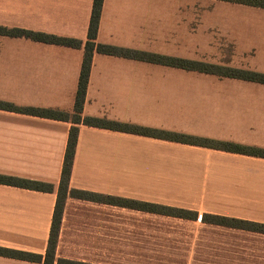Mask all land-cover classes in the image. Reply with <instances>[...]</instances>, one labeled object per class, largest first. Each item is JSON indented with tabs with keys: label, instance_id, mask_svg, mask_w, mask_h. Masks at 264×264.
Instances as JSON below:
<instances>
[{
	"label": "crops",
	"instance_id": "0c3cea01",
	"mask_svg": "<svg viewBox=\"0 0 264 264\" xmlns=\"http://www.w3.org/2000/svg\"><path fill=\"white\" fill-rule=\"evenodd\" d=\"M93 5L0 0L1 26L82 41L72 47L0 34L1 101L74 113ZM96 42L264 73V8L226 0H103ZM82 116L264 149L263 82L172 61L94 50ZM74 125L70 188L264 223L263 157L0 109V174L54 185L47 192L0 183V246L45 256ZM163 218L181 219L175 226L187 229L200 220L203 230H213L202 244L216 249L201 264H264V233L71 195L53 264H148L139 233L161 229ZM0 264L43 262L0 255Z\"/></svg>",
	"mask_w": 264,
	"mask_h": 264
},
{
	"label": "trees",
	"instance_id": "16d2710c",
	"mask_svg": "<svg viewBox=\"0 0 264 264\" xmlns=\"http://www.w3.org/2000/svg\"><path fill=\"white\" fill-rule=\"evenodd\" d=\"M226 1L264 8V0H226ZM102 5H103V0H94L93 11L89 26V32H88L89 39L85 45V57L82 65L78 91L75 99L74 113L69 114L62 111L35 108V107H18L12 103L1 100H0V109L21 110L49 118H55L60 120H72L75 124H79L83 122L90 126L103 127L112 130L151 136L155 138L183 142L188 144L201 145L209 148L221 149L235 153L247 154V155L264 158V149L262 148L240 145L232 142H223L208 138H200L183 133L142 127L134 124L123 123L105 118H97L90 116L83 117L82 110L85 101L88 77H89L94 50H97L98 52L103 54L119 55L131 59H138L145 61H154V62L172 61L174 65H177L179 67L188 70H195L199 72L216 74L223 77L257 80L264 83V73H260V72L250 71L246 69L225 67V66L209 64V63L193 61V60L180 59L175 57L168 58L162 55L98 43L96 42V38H97ZM0 34L7 36L26 37L40 42L53 43V44L72 46V47H80L82 45V41L75 38L57 36L45 32L32 31L23 28H8L1 25H0ZM78 131H79L78 126L74 125L71 127L69 132V138L65 153V160L62 169V176L57 192L58 197L53 214L50 237H49L48 247L45 256L43 257L40 254L2 247V246H0V255L5 257L20 259V260L43 262V264H53L55 260V250H56L57 238L61 225V218L63 214L65 200L68 195H71L72 197L75 198H81V199L92 200L97 202H105L119 206H128L152 213L174 216L184 219L197 220L198 218H201L202 221L207 223L223 224L231 227H238V228L264 233V223L248 222L236 218H226L219 216L217 214H210V213H204L202 215H199V213L196 211H192L180 207L158 205V204L137 201L133 199L120 198L115 196H105L91 191L70 188L69 181L72 171L73 159L76 151ZM0 183L28 188V189L47 191V192L54 191V185L51 183L24 179L9 175L0 174ZM58 263L79 264L77 262L64 260V259H60Z\"/></svg>",
	"mask_w": 264,
	"mask_h": 264
},
{
	"label": "rangeland",
	"instance_id": "374dc122",
	"mask_svg": "<svg viewBox=\"0 0 264 264\" xmlns=\"http://www.w3.org/2000/svg\"><path fill=\"white\" fill-rule=\"evenodd\" d=\"M244 64V63H243ZM210 77H216L210 75ZM214 88V86H211ZM181 219L163 218L162 227L158 230L145 231L144 234H139V247L147 250L146 258L148 264H185L186 260L196 261L201 264L203 258H210L211 253L216 247L203 245L202 243L212 237L207 236L213 230H203L200 220L191 222V228L176 223L181 222ZM182 223V222H181ZM194 233L191 237H186V233ZM207 233V234H206ZM202 238L201 235H204ZM134 233L131 237H135ZM144 237V238H143Z\"/></svg>",
	"mask_w": 264,
	"mask_h": 264
}]
</instances>
